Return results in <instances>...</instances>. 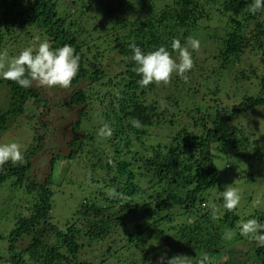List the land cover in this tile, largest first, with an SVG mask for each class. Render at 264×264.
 I'll use <instances>...</instances> for the list:
<instances>
[{
  "label": "trees",
  "instance_id": "16d2710c",
  "mask_svg": "<svg viewBox=\"0 0 264 264\" xmlns=\"http://www.w3.org/2000/svg\"><path fill=\"white\" fill-rule=\"evenodd\" d=\"M79 1L0 0V52L15 56L16 50L38 46L39 37L53 48L70 44L80 56L71 93L62 100L75 111L68 131L62 124L51 130L50 120H41L33 143L23 150L25 163L9 162L0 171V193L3 184L29 195L24 204L12 202L11 210L0 215V264H149V252L160 248L171 257L187 255L193 264L202 253L223 252L213 264H234L228 249L248 240L237 225L249 218L264 223V209L241 215L222 208L224 189L213 145L242 159L263 158L259 139L237 119L242 108L264 112V73L256 72L250 57L242 59L251 51L264 70V12L249 13L251 0H81L80 6ZM212 18L217 29L212 69L196 74L205 91L173 86L160 109L158 100L150 99L157 85L141 88L137 83L141 77L134 71L129 44L134 41L145 53L165 46L173 54V39L184 45L198 19ZM44 88L35 83L22 88L0 78V94L5 90L8 95L6 108L0 109V132L29 100L43 104L39 117L56 115L54 104L41 97ZM182 91L187 97H181ZM200 93V100L210 96L213 104L198 105ZM222 97L227 104L238 100L227 105ZM181 107L190 108L188 121L177 117ZM132 119L142 127H133ZM105 123L113 130L107 139L98 135ZM178 124L181 128L170 130ZM36 151L49 157L41 182L29 178V157ZM58 162L66 167L60 183L66 189L77 177L84 195L62 224L51 213ZM113 188L127 199L111 198ZM211 204L220 208L217 220L205 207ZM229 229L237 232L232 240L224 238ZM251 248L255 262L264 264V247L252 241Z\"/></svg>",
  "mask_w": 264,
  "mask_h": 264
},
{
  "label": "rangeland",
  "instance_id": "374dc122",
  "mask_svg": "<svg viewBox=\"0 0 264 264\" xmlns=\"http://www.w3.org/2000/svg\"><path fill=\"white\" fill-rule=\"evenodd\" d=\"M78 3L80 6L81 0ZM247 3L251 2L248 1ZM214 20L215 19L213 18L204 21L198 19L197 27L191 31L190 36L200 41V49L199 51H193L192 53L194 68L186 74L188 76L187 81L183 80L176 74H173L172 80L168 85L161 84L157 86L158 88L156 91L158 92V95L156 92H154L153 95L151 94L150 99H157L160 109H165L163 101L164 94L168 93L167 91H170V89L174 90L173 86L179 87L181 90L183 89L182 87H191L197 90L201 89L202 92L205 91L204 87L198 84L196 74L198 73L197 69L204 68L206 71L212 69L213 60L211 59V56L213 54V34L216 33L217 30L213 24ZM18 52L19 50L14 51V55H18ZM172 55L174 58H176L177 54L173 53ZM247 57H250V61L256 62L254 65H257L256 72L258 74L264 73L263 67L259 64L256 54H252L251 51H249L242 56V59L245 60ZM242 66L244 67V65ZM200 72L201 71H199V73ZM234 75L235 74H233V76ZM175 82L176 84H174ZM243 83L245 84V82ZM245 85L246 87H249L248 84ZM81 86H87V84L81 83L79 87ZM36 88L40 89L38 86H36ZM70 89L71 87L68 89L54 87L47 89L44 88V91H41V97L47 99V104H54L53 111L57 113L56 115L49 114L45 119L39 117L38 113L41 112L43 104L38 105L36 102H33V100L27 101V103L24 105V111L22 114L9 118L7 129L0 132V143L18 142L21 145L22 150L27 149L30 144L33 143V131L40 126L41 120H50L51 125L49 124V127L51 130L56 131V124H62L65 126V130L68 131L72 120L75 118V111H72L71 107L66 106L62 100L65 99L66 96L70 95ZM201 94L202 93L195 97L196 102L200 100ZM180 95L181 97H187V93L185 91H182ZM205 100L206 101L200 100L198 105L204 108L213 104V98L210 96L206 97ZM232 100L237 101L238 99H230L228 100V104L231 105L233 103ZM221 101L224 104H227L226 97H222ZM7 102L8 95L6 94V91L3 90L0 94V109L6 108ZM182 104L187 106L191 103L183 100ZM182 109L183 110L177 113V117L183 120L182 122L188 121L186 114L189 112L190 108ZM171 111L175 110L172 108ZM170 115L171 114L167 112V120H170ZM199 115L200 112L193 114L194 118H197ZM238 115L239 116L237 120L242 121L243 126H245L249 131L255 133L254 138L259 139L264 151V112H262V109L242 108L238 112ZM179 128H181L180 124L173 125L170 127V130L174 132ZM152 132L157 133L158 131L154 129ZM165 132L166 131H164L162 134L159 133L157 138H159L161 135L163 137ZM54 144L58 147L57 140L54 142ZM213 152L215 154L214 161L221 173L223 189H225L226 186L232 184L234 187H237L241 193L242 199L237 211L241 215H247L255 209H264V155L261 160L242 159L235 155H229L226 153L223 154L217 149V144L213 145ZM48 159L49 157H47V154L43 151H36L31 157H29L32 166L30 169V179L41 182L45 178L48 173ZM65 171L66 167L64 162H58L54 167L52 174L53 178L51 187H53L54 194L52 197L53 209L51 213L53 216V221L58 222V224H62V219L65 218V214L69 211V208H74L79 200L84 198V195H80V189L78 188L82 182L80 180L77 181V177L75 178L76 184L73 186L69 185L66 189L60 183V178L65 173ZM1 190L0 215L3 212L8 213L11 210L10 208L12 206L10 203L22 201L24 204L26 197L29 196L25 195L20 187H13L11 189L7 185L2 184ZM211 191L213 194L215 193L214 190ZM257 200L261 201V205L259 207L255 206ZM251 247L252 241H242L239 244L230 247L227 252L234 264H258L251 255ZM166 252L167 251L164 248H160V250H151L149 252L151 264H157V258L162 253ZM84 253L85 251H83V255ZM222 253L212 256L211 258L213 259V262L218 261L217 259L220 257V255H223ZM89 256L90 254L87 253L84 257L87 258ZM167 256L169 258L171 257L169 255Z\"/></svg>",
  "mask_w": 264,
  "mask_h": 264
},
{
  "label": "clouds",
  "instance_id": "9594fccd",
  "mask_svg": "<svg viewBox=\"0 0 264 264\" xmlns=\"http://www.w3.org/2000/svg\"><path fill=\"white\" fill-rule=\"evenodd\" d=\"M25 2L27 3V0ZM246 4L247 11L252 15L264 12V0H251V3ZM37 44L38 46L25 47L18 55L11 57L7 50L0 52V78L15 82L22 88H30L34 83L38 87L70 88L80 69V56L76 54L75 48L70 44L53 48L48 40L40 41L39 37H37ZM129 48L133 53L131 59L136 64L134 71L141 77L137 83L141 88H147L151 84L168 85L173 74L187 81L186 74L194 68L192 53L199 51L200 41L188 37L186 43L182 45L179 39H173L171 49L177 54L176 58L165 46L145 53L133 41L129 44ZM130 123L137 129L142 127L138 119H132ZM98 135L107 139L113 135V130L105 123L100 127ZM9 162L14 166L25 163L24 152L18 142L0 143V171H3L4 165ZM108 163L113 164L111 158ZM108 195L114 199H127L115 188L110 189ZM221 196L222 208L228 212L235 211L242 199L239 189L232 184L225 187ZM260 205L261 201L257 200L255 206ZM205 207H209L212 220L220 218L221 212L217 205L211 204ZM237 228L241 237L255 241L259 247H264V223L256 218H249L239 222ZM236 235L235 230L229 229L225 231L224 238L232 240ZM157 264H193V260L183 254L169 258L167 253H162L157 258ZM196 264H213V259L205 252L201 254Z\"/></svg>",
  "mask_w": 264,
  "mask_h": 264
}]
</instances>
